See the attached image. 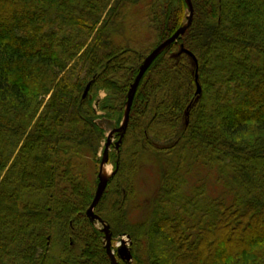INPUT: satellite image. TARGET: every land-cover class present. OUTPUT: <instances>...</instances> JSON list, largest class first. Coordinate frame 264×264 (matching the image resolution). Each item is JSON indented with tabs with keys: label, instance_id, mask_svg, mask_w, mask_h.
I'll use <instances>...</instances> for the list:
<instances>
[{
	"label": "trees",
	"instance_id": "obj_1",
	"mask_svg": "<svg viewBox=\"0 0 264 264\" xmlns=\"http://www.w3.org/2000/svg\"><path fill=\"white\" fill-rule=\"evenodd\" d=\"M191 3V23L136 88L95 213L112 247L130 238V264H264V0ZM138 4L156 41L146 49L125 32ZM188 14L185 0H0V264H111L86 216L98 183L87 159L97 167L105 140L89 96L105 90L104 110L122 115L143 60ZM145 155L161 164L159 187L133 222ZM189 157L224 177L231 201L183 192Z\"/></svg>",
	"mask_w": 264,
	"mask_h": 264
},
{
	"label": "rangeland",
	"instance_id": "obj_2",
	"mask_svg": "<svg viewBox=\"0 0 264 264\" xmlns=\"http://www.w3.org/2000/svg\"><path fill=\"white\" fill-rule=\"evenodd\" d=\"M143 6L141 4H138L134 9L132 10V13L128 16L127 20V26L133 24L135 22L136 27H126V34L127 36H134L135 39L139 40V44L137 47H142L144 49L152 47L155 42L150 36L148 26L145 23V20L143 18ZM129 34V35H128ZM120 37H116V41H118ZM150 46V47H149ZM92 99L93 107L96 112V124L104 131L105 139L110 131L120 126V124L123 121L124 112L122 115L116 114L114 111V108L112 111H106L104 108H110L113 105V102L115 103V98L111 95H109L105 90L98 89L93 92V94H90L89 96ZM106 102V103H105ZM117 106V105H116ZM116 139V133L113 134L111 137V144L109 147V155L108 161L103 166V171L105 177H109L111 172L114 170L115 166V155H117V151H115L114 148V141ZM105 140L101 142V146L99 147V150L97 151L98 157L102 155L101 151L103 149ZM157 144H164L163 142H155ZM113 154V155H112ZM153 156L145 155V159L141 162L139 166L138 172L135 174L134 186L135 191L133 194V197L130 198L128 202L127 207V215L130 221H139L145 218L148 215V207L152 205L153 199L155 198L157 194V190L159 187V181H160V171H161V164L156 161L155 157L154 162L150 161L148 158ZM87 163L89 166L88 170V178L90 181L97 180V174L99 171V164H97L96 167V160L87 159ZM191 158L187 159V162L183 166V176H184V183L182 186L183 192L187 196H195V187L198 185L203 186V193L201 196L196 198V200L199 202H204L206 200L210 199H219L226 202L231 201V197L233 193L231 192L230 187L226 184V181H224V177L220 175L219 179L217 178V172L212 170L209 165L204 164L203 162L199 161L198 163L190 161ZM107 168L106 170H104ZM96 207V206H95ZM95 211V208H94ZM83 223V222H82ZM79 224V227H81ZM78 225V224H77ZM93 226L95 229L100 230L102 228V225L98 223L97 221H93ZM102 240L105 243V233L102 232ZM121 238H124L126 240V245L128 248H130V238L127 239L125 234H122L118 236L114 242L113 247L111 246L112 250H116V246H118L119 240ZM76 247V254L79 257V260L82 259L81 252L82 249L80 248V245L75 243V241H72V245ZM60 248L56 244L52 250V253H55V255H59ZM132 255V254H131ZM132 260V259H131ZM131 261H129L127 264H130Z\"/></svg>",
	"mask_w": 264,
	"mask_h": 264
},
{
	"label": "water",
	"instance_id": "obj_3",
	"mask_svg": "<svg viewBox=\"0 0 264 264\" xmlns=\"http://www.w3.org/2000/svg\"><path fill=\"white\" fill-rule=\"evenodd\" d=\"M185 1H186L187 7H188V12H189L187 22L183 26L178 28L170 37H168L166 40H164L159 45H157L145 57V59L143 60L142 64L140 65V67L138 69V72H137L133 82L130 84V87H129V90L127 93V100H126V104H125V112H124L123 121L119 127L113 129L112 131H110L108 133L106 140H105V143H104L103 156L101 158V161L99 164V171L97 174L98 183L96 186V190H95V194H94V197L92 199V202L90 203L89 207L86 210V216L91 221H97L98 223H100L103 226L101 231H103L105 233V240H106L105 250H106V253L110 259L111 264H118L116 256H118L123 261H130L132 258L130 248H128L125 245V241L123 239L120 240L121 245L117 247L116 255H115V252L111 248V233H110L109 226L106 225L104 220L98 214H96L94 211L95 206L97 205L98 201L100 200V198H101V196H102V194H103V192L107 186L108 180L110 179L111 176H113L115 174V172L117 170V166H116L115 170H113L111 172L109 177H105L103 175L102 169H103L104 164L108 161L109 147L111 144V137L113 136L114 133L119 134V138L115 142V148L118 149L119 145L122 141V137L124 135V132L126 130L127 124H128L130 109H131V105H132V101H133V97H134L136 88H137L142 76L144 75L146 69L148 68L150 63L153 61V59L160 52H162L165 48H167L171 43L177 41V39L184 33L186 28L191 23L192 16H193V6L191 3V0H185ZM187 53L192 57L194 64H195V72H194L195 83H196L195 95H198L200 93V85L198 82V74H197V60L190 52H187ZM90 83L91 82H88V84L84 88L83 98H85L88 94Z\"/></svg>",
	"mask_w": 264,
	"mask_h": 264
},
{
	"label": "bare ground",
	"instance_id": "obj_4",
	"mask_svg": "<svg viewBox=\"0 0 264 264\" xmlns=\"http://www.w3.org/2000/svg\"><path fill=\"white\" fill-rule=\"evenodd\" d=\"M107 168H105L104 170H106ZM105 171H103V174H104Z\"/></svg>",
	"mask_w": 264,
	"mask_h": 264
}]
</instances>
